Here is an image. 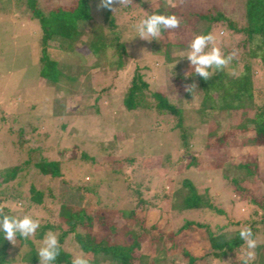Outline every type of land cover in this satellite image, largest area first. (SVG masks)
Returning a JSON list of instances; mask_svg holds the SVG:
<instances>
[{"label":"rangeland","instance_id":"1","mask_svg":"<svg viewBox=\"0 0 264 264\" xmlns=\"http://www.w3.org/2000/svg\"><path fill=\"white\" fill-rule=\"evenodd\" d=\"M42 1L45 6H51L52 0ZM139 1L140 4L136 3V7L130 10H121L118 3L114 6L116 10L113 16L123 46L111 44L114 33L107 29H104L101 40L104 46L97 42L98 50H91L93 46L85 41L86 37H90L88 34L82 36L69 52L57 48V40H50L53 49L48 51L57 60L59 71L54 83L39 74L41 30L38 22L29 18L21 1L0 0V168L15 164L23 168L15 180L8 183L7 189L12 193L27 194L32 183L37 189L44 192L50 189L54 194L52 198L44 199L41 205L32 204L25 210L18 201L8 204L11 208L20 209V212L22 209L23 216L31 215L40 220L41 227L29 238L39 241V246H42L48 231L58 236L61 229L65 230L64 226L68 230L66 222L71 214H84L90 218L82 219V230L87 231L85 224L88 221H91L93 230L97 229V218L91 210L94 205L101 204H113L115 209L135 208L136 219L138 217L141 223L139 216L143 217V227L150 233L175 231L185 221H221V212L225 213L227 221L234 222L255 208L249 199H240L234 195L232 187L230 189L226 185L228 179L243 176L244 169L236 165L245 162V158H256L259 166L252 180L239 179V183L254 190V194H264V148L250 141L252 129L241 132L234 128L222 137L224 142L221 146L213 140L211 148H205L210 128L218 126V129L227 130L225 127H229V124L238 125L243 118L241 112L235 110L227 124L224 109L220 111L217 108L213 120H210L208 115L201 117L194 106L199 103L196 88L189 94H183L190 87V84L183 83L184 80L195 73L187 57L182 55L187 54L189 42L197 34L216 35V45L223 54L236 53L233 59L237 63L234 74L241 71L247 60L245 52L239 47L244 35L238 33L231 37L226 24L210 22L195 14H214L221 10L224 16L239 23L245 0ZM65 2L75 4V0ZM94 2L92 21L95 28L89 30V34L95 33L96 25L102 23L100 0ZM148 8L157 13L177 15L181 21L180 27L171 33L163 31L160 40L140 38L136 25L149 16ZM80 26L87 27L88 23H80ZM220 31L224 35L220 36ZM254 38L255 46L261 39L258 36ZM166 42L173 44L167 51ZM136 70L142 73L149 85L145 90L146 95L163 92L172 104L181 108L187 124L192 126V141L187 153L180 149L178 129L173 127L174 118L169 120L163 114L145 113L141 109L126 110L122 106L120 98L131 85ZM19 129L24 133L22 146L16 141ZM36 148L39 155L38 151H34ZM82 153L95 159L83 160L80 157ZM28 155L32 162L40 157L47 161L64 160L60 165L61 176L39 178L33 165L21 164ZM158 156L164 160L161 165ZM131 157L135 158L132 164L126 161ZM118 158L123 159L121 164L113 162ZM184 178L190 179L200 192L208 196L219 214L209 209L205 213L199 209L181 212L173 209L172 205L177 203L183 206L187 199L185 189H176L174 185L175 181ZM88 179L91 182L102 181L103 186L91 194L74 191L76 182ZM129 181L147 185L148 190L142 196L146 201H151L150 206H137L138 203L132 201L127 189ZM88 200L91 201L86 204ZM115 220L120 223L121 216H115ZM46 222L54 225L55 229L43 232ZM41 231L42 238H36ZM201 235V229H189L175 235V245L180 243V247L183 246L192 255L203 256L198 264H242L237 263L242 255L239 252L235 258L228 256L220 261L211 256L204 258L209 250V242L200 239ZM72 237L70 234L63 248L72 257L81 255ZM22 247L23 251L18 248L11 251L12 260L28 264L22 261L25 250ZM168 252L170 256L174 251ZM134 253L151 254L148 241L140 243ZM173 259L174 264H186L179 256Z\"/></svg>","mask_w":264,"mask_h":264},{"label":"trees","instance_id":"2","mask_svg":"<svg viewBox=\"0 0 264 264\" xmlns=\"http://www.w3.org/2000/svg\"><path fill=\"white\" fill-rule=\"evenodd\" d=\"M17 1H21L24 4V11L29 13V18L35 19L39 24L41 30L39 39V62L41 64L39 74L51 82H57L59 71L57 68V60L52 58L51 51H48L49 49H53L50 46V40H57L58 46L56 47L65 50V52H69V50H73L78 41H81L82 36L88 34L90 37H86L85 41L93 46L91 50H98L99 46L97 42L99 41V45L104 46V42L101 40L105 31L104 29H107L110 33H114V36L110 40L111 44L114 46L121 44L117 22L113 16L114 11L110 9L102 8V23H100V26L95 24L97 31L89 34L95 28L94 22L92 21V8L96 5L94 0H75V4H69L65 0H52L50 7L45 6L42 0ZM140 2L139 0H133L132 4L120 6V9L130 10L136 7V3L140 4ZM120 9L117 11H120ZM147 10L149 11V15L157 13L156 10H150V8ZM195 15L208 19L210 22L220 21L226 24L231 37H235L233 35L238 33L243 34L244 39L239 47L242 48L243 53L245 52L247 56V60L243 63L242 69L237 75L234 74L237 63L233 60L224 71L216 72L210 80H204L195 74L189 77V81L184 80L183 82L184 84L187 83L190 86H194L192 90L197 89L196 93L199 98V103L194 106L197 107L195 108L201 117L208 115V118L213 120L212 116L217 108L220 111L224 109L227 124L230 123L231 114L235 110H239L241 116H243L238 125L233 126L229 124V127H225L227 130L218 129V126L214 129L210 128L211 131L210 133L208 132L207 137L209 141L206 143L205 148H211L213 140L221 146L224 142L222 137L234 128L240 129L241 132H247L248 129H252L253 134L249 138L250 141L258 147L264 148V0H245L242 20L239 23L235 19L224 16L221 10L216 11L214 14L209 12L207 14L196 13ZM83 22H87L88 26L81 27L80 23ZM165 32L168 33L169 31ZM219 34L222 36L224 32L220 31ZM254 36H258L261 39L260 43L255 46L253 45L255 42ZM121 45L123 46V44ZM172 45L166 42L167 48L165 51L171 48ZM147 87L149 85L143 79L142 73L136 70L133 74L131 85L128 86L126 92L120 98L122 106L126 110L141 109L145 113L153 112L155 115L163 114L165 118L169 117V120L170 118H174L175 122L173 127L178 129L180 149L187 153L192 141V126L187 124L186 117L183 115L181 108L172 104L163 92L156 91L146 95L145 90ZM187 89L183 94L190 93ZM18 135L19 138L16 141L22 146L25 141L22 140L24 135L22 129L18 130ZM34 151H38L39 155L38 148ZM80 157L83 160L95 159L85 153H82ZM126 159L131 164L135 161L133 157ZM245 159L247 161L245 160V162H240L236 165L244 169L243 176L230 178L226 181V185L229 188L232 187L234 195H238L242 200L249 199L252 206L255 207L251 212H246L244 217H239L234 222L227 221L228 219L225 213L221 212L219 214L217 212L218 209L216 210L214 208L208 196L200 192L190 179H179L174 182L175 188L185 189L187 199L183 206L177 203L176 205H172L173 209L179 210L180 212L199 209L203 213L209 209V211L223 216V220H218L217 222L207 221L204 223L185 221L175 231L169 230L167 232L158 231L156 233H150L149 230L143 227L145 219L139 216L141 223L138 217L136 219L135 208L115 209L113 204L109 206L105 204L94 205L91 213L97 218V229L93 230L91 221H88L85 224L87 231L82 230V219L90 220V218L84 214L80 216L71 214L66 222L69 229L66 230V226H64L65 230L61 229L58 235L61 251L53 264H71L72 255L63 248V244L70 234L73 236L72 238L76 248L89 259L90 264H174L173 258L175 256H179L180 260L186 261V264H198L202 261L203 256L201 258L200 256L196 257L192 255L183 246L180 247V243L175 245V235L187 230L189 231V229L192 230V228L194 230L201 229L202 235L200 239L209 242V250L204 255V258L211 256L220 261L222 258L228 256L235 258L238 252L242 253L241 257H243L248 251L244 241L239 237V232L243 227H250L253 238L257 240V247L252 250L255 253V257L249 261V264H264V194L258 191L260 195L258 196V194H254V190L245 188L239 183V179L252 180L259 163L256 158L252 160H249V158ZM63 161L56 159L47 161L44 157H40L38 160L32 162V158L28 155L27 159L23 160L21 164L33 165L32 167H35L36 175L39 178L44 176L58 178L62 174L60 165ZM121 161H123L121 158L113 160L117 164H121ZM158 161L159 165L164 163V160L159 156ZM193 163L195 164L196 160ZM22 169L20 164L0 168V204L4 206L5 213L21 218L24 211L21 209L20 212V209H15V207L11 208L8 204L11 205L15 201H18L20 205L22 204L24 206L23 210H25L32 206V204L35 206L41 205L45 201L44 199L52 198L54 195L50 192V189L44 192V190L37 189L32 183L29 185L27 194L23 192H10L7 189L8 183L15 180ZM92 182L90 179L84 180V182H76V185H73L75 186L74 191L77 193L91 194L100 186H103L102 181L94 180ZM127 185L128 194L133 198L132 201L135 204L136 202L138 203L137 206L144 205L143 207H147L152 204L151 201H146L142 196L148 190L146 184L129 181ZM45 193L47 197H45ZM163 196L166 197V194ZM90 201L88 200L86 204L90 203ZM117 215L121 216L122 221L119 220V222L121 221L120 223L115 220V216ZM46 229H55V226L46 222L43 225V232ZM43 232L41 231L36 238H42ZM144 241H148L152 253L149 255L143 253L136 255L134 253L135 249L139 248V244ZM38 242L32 239H24L17 234L16 244H13L5 240L3 233L0 232V264H20L21 262L18 260H12L11 251L17 248L23 251L22 246L25 249L22 261L28 264L40 263L37 249L41 245L39 246ZM171 250L174 252L168 256L167 253ZM241 257H239L237 263H242L240 261Z\"/></svg>","mask_w":264,"mask_h":264},{"label":"clouds","instance_id":"3","mask_svg":"<svg viewBox=\"0 0 264 264\" xmlns=\"http://www.w3.org/2000/svg\"><path fill=\"white\" fill-rule=\"evenodd\" d=\"M117 3L120 6H128L133 3V0H100L99 7L115 12L116 8L113 6ZM180 25V18L175 14L153 13L136 25V31L137 36L142 39L160 40L163 31L171 33ZM216 40L217 37L213 33L197 34L189 42L187 54L182 55V57H187L193 72L204 80H210L216 72L224 71L236 56L235 51L227 55L223 54L221 48L216 45ZM193 87L190 86L187 90L191 91ZM40 227L41 223L38 218H33L31 215H24L22 218L9 215L5 213L4 206L0 205V232L3 233L5 240L16 244L17 234L24 239H29L36 234ZM239 237L248 249L240 261L242 264H249V261L255 257L252 250L257 247V240L253 238L250 227L241 228ZM60 251L61 245L58 236L51 230L48 231L44 236L42 246L37 249L40 264H53L60 255ZM71 264H90V261L82 254L73 255Z\"/></svg>","mask_w":264,"mask_h":264}]
</instances>
